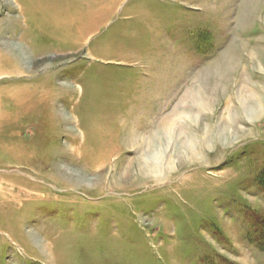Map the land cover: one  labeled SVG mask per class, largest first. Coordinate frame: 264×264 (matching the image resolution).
I'll use <instances>...</instances> for the list:
<instances>
[{"label": "rangeland", "instance_id": "1", "mask_svg": "<svg viewBox=\"0 0 264 264\" xmlns=\"http://www.w3.org/2000/svg\"><path fill=\"white\" fill-rule=\"evenodd\" d=\"M21 3L0 264H264V0H66L52 33Z\"/></svg>", "mask_w": 264, "mask_h": 264}, {"label": "crops", "instance_id": "2", "mask_svg": "<svg viewBox=\"0 0 264 264\" xmlns=\"http://www.w3.org/2000/svg\"><path fill=\"white\" fill-rule=\"evenodd\" d=\"M19 3H21L22 1H26L27 3L25 4L27 7V10H29L33 16L39 17V22L40 25L42 26V29L45 33H52V27L55 26L57 24V21L55 22V18L59 17V19H63L66 14H68V10L70 9L68 7L67 9V3L66 0H16ZM22 5V3H21ZM24 5V6H25ZM23 8V6H21ZM71 10V14L73 13V15H80L81 10L78 12H74L72 9ZM96 12L98 10H95ZM58 12V13H57ZM100 13V12H99ZM98 15V13H96ZM101 15V13H100ZM33 21L31 20V23L28 24L31 29H33L32 31L35 30L34 25L32 23ZM63 24V21H62ZM62 24L60 23L59 25L62 26ZM51 28V30H50ZM41 29V28H40ZM41 29V30H42ZM43 37V36H42ZM44 38V37H43ZM19 75V74H17ZM10 76H14V75H7L5 74L3 77H10ZM16 76V75H15ZM13 79V77H10ZM9 78V79H10ZM10 80L8 82H6V89H11L14 86H20L17 85L19 84V82H22L23 80H20L19 78H16L14 80ZM7 91V90H5Z\"/></svg>", "mask_w": 264, "mask_h": 264}, {"label": "bare ground", "instance_id": "3", "mask_svg": "<svg viewBox=\"0 0 264 264\" xmlns=\"http://www.w3.org/2000/svg\"><path fill=\"white\" fill-rule=\"evenodd\" d=\"M199 96L201 97V94H199ZM194 98H195V96H194ZM199 100H201V101H198L197 102V106H196V111H200V110H203V104H205V102H204V99H203V97H201V99H199ZM192 103V102H191ZM195 103V102H194ZM178 118H180V117H178ZM177 118V119H178ZM175 119V118H174ZM186 119H184V121H185ZM187 121V120H186ZM175 125H176V121L174 120V122H171V123H166V126H165V128H163L164 130H163V132L164 131H166L168 134L169 133H171L172 131H171V129H175ZM211 132V131H210ZM200 138V143H199V147L202 149V154H203V145H204V142H203V140H205V139H203V138H201V137H199ZM200 149V150H201ZM186 150H187V152H188V154L189 155H191V156H194L195 154H197V152H198V147L195 145V144H192V143H188V145H187V148H186ZM157 170L158 169V167H154V169L153 170Z\"/></svg>", "mask_w": 264, "mask_h": 264}]
</instances>
